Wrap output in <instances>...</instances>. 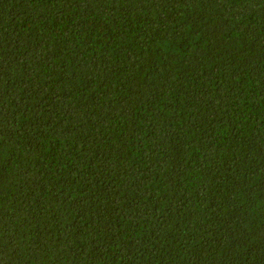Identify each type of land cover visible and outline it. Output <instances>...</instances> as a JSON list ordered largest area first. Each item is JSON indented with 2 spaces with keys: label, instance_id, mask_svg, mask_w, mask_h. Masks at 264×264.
<instances>
[{
  "label": "trees",
  "instance_id": "1",
  "mask_svg": "<svg viewBox=\"0 0 264 264\" xmlns=\"http://www.w3.org/2000/svg\"><path fill=\"white\" fill-rule=\"evenodd\" d=\"M0 264H264V0H0Z\"/></svg>",
  "mask_w": 264,
  "mask_h": 264
}]
</instances>
